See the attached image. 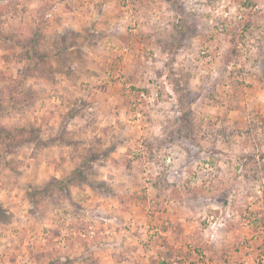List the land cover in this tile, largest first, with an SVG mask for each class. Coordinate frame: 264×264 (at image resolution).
<instances>
[{"label": "rangeland", "instance_id": "1", "mask_svg": "<svg viewBox=\"0 0 264 264\" xmlns=\"http://www.w3.org/2000/svg\"><path fill=\"white\" fill-rule=\"evenodd\" d=\"M0 264H264V0H0Z\"/></svg>", "mask_w": 264, "mask_h": 264}]
</instances>
